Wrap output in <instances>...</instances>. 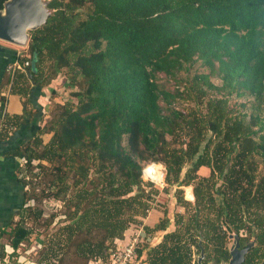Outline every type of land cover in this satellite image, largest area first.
I'll return each mask as SVG.
<instances>
[{"label": "trees", "instance_id": "trees-1", "mask_svg": "<svg viewBox=\"0 0 264 264\" xmlns=\"http://www.w3.org/2000/svg\"><path fill=\"white\" fill-rule=\"evenodd\" d=\"M48 7L53 13L29 32L27 57L0 45V102L9 84L11 93L25 97L21 115H2L0 108V124L4 118L8 127L0 132V144L11 147L2 155L13 160L0 178V237L9 226L13 251L28 238L29 229L12 219L28 209L25 173L33 170V161L40 167L42 161L63 159L77 176L75 184L89 180L90 185L69 200V222L61 228L65 243L85 233L75 244L84 264L106 258L136 229L131 224L145 204L140 193L130 194L143 184L141 162H153L164 165L170 183L193 184L194 211L186 221L176 214L175 230L146 252L145 264H192L199 236L206 253L202 264L227 262L222 224L235 219L257 231L242 264H260L264 0H50ZM46 62L51 64L47 76ZM197 62L207 73L195 74L190 87L168 90L156 83L158 74L175 78ZM14 63L23 71L8 70ZM62 68L79 87L77 103L56 104L40 124L37 98ZM21 82L30 84L24 93ZM179 100L194 101V108H178ZM42 134L51 135L47 144ZM177 137L185 140L176 145ZM186 164L190 167L181 178ZM201 167L207 177L198 176ZM180 193L177 203L189 205ZM167 221L155 230L164 231ZM141 254L137 248L136 260L143 259Z\"/></svg>", "mask_w": 264, "mask_h": 264}, {"label": "rangeland", "instance_id": "rangeland-1", "mask_svg": "<svg viewBox=\"0 0 264 264\" xmlns=\"http://www.w3.org/2000/svg\"><path fill=\"white\" fill-rule=\"evenodd\" d=\"M43 1L46 3L48 0ZM0 45L15 50L20 57L28 56L27 43L24 46H18L0 40ZM19 70L23 71V67L20 66ZM50 70L51 64L46 62L44 64V75H49ZM199 73H207V70L200 64V62H197L192 65L188 71L178 73L175 78L158 74L156 77V83L162 89L175 90L174 88H176V86H178L179 89H182L185 86L190 87L194 75ZM70 80L71 75L69 71L66 68H62L56 73V76L46 84V86L41 88V95L37 98V102L42 106L41 112L43 114V122L40 124H43L50 118V112L54 109L56 104L62 105L65 102H72L73 104L77 103L78 98L74 94L79 92V87L70 83ZM212 81L216 84L218 83V80L214 78ZM28 85H30L28 82H21L19 83L18 88L24 93V89L27 88ZM10 91V84L4 86L1 90L4 95V106H6V95ZM22 98L24 101L25 97L23 96ZM243 101L244 99L237 100L238 103ZM234 102L235 100H232L231 104L233 105ZM178 106L180 109L185 107L186 110H192L194 108V101L179 100ZM28 108H31V105H28ZM247 112H249V110ZM3 120L4 118L2 119V124H0L1 134L8 130V127ZM13 132L14 129L11 130V133ZM50 137V134H42V144H47ZM167 139L171 140V137L167 136ZM176 140L178 142L176 145H180L185 139L184 137H177ZM174 145L175 144L172 146ZM23 162V159L20 158V164L22 166ZM37 163L38 161H33L32 164L35 167H33V170L30 172L25 173L28 209L23 211L22 217L14 216L12 218L13 221L20 222L24 227L29 229V236L17 247L16 250L13 251L9 245L10 227H7L6 225L4 227L5 231L0 237V254L2 246L3 257L6 258L8 255V258H6L8 264H84V259L77 253L75 244L84 238L85 233H82V236L74 239L73 242H70V244L67 245V243H65V234L61 228L69 222L66 217L67 213L72 211L69 200L73 198L79 188L84 186L90 188L88 183L89 180L85 181L84 184H75L77 176L73 173V169H70V165H68L69 163H66L63 159H53L51 162L42 161L40 163L42 166L40 167H36ZM146 163L147 162H141V165L145 167ZM155 165L158 168L162 167L164 173L162 178L164 183L161 185L159 182L154 184L153 182L141 178L143 184L140 185V189L133 188V192L130 194L135 195L140 193L141 200L143 204H145V207L142 205V207L138 209L139 215L135 216V222L131 224L132 227L136 228L134 232L139 233L137 239L142 240V242L139 243L138 248L141 249V256L143 259H141V261L136 260V264H145L147 256L146 252L161 242L165 233L175 230L176 214H181L184 221H186L189 215L194 211V196L192 200H188L185 196V187H190L192 191L193 184L182 186L181 183H170L167 178L165 180L166 173L164 165L160 163H155ZM189 167V164L183 166L181 178ZM263 169V164L259 163L257 173L262 174ZM92 170L93 168L90 167L88 179L92 177ZM197 174L198 176L204 177L202 171L198 170ZM60 175L64 176L63 183L58 180ZM207 176L208 175H206V177ZM63 186H65V192L61 191ZM177 190H181L180 195H182V199L189 202V205L182 206L177 203ZM213 197L217 202L220 201V197L216 196L215 193H213ZM213 215V212L209 213V217H213ZM166 218L168 221L165 230H155V227L160 221ZM230 220H233V218ZM233 221L234 223L224 222L222 224V229L226 232V248L230 250L236 245L238 249H243L246 246L247 248H250L253 245L255 246L254 236L257 231L250 225L251 223H247L244 219H235ZM7 222L8 221H6V223ZM196 240L198 245L200 244V249L197 250L192 247L194 250L192 264H198V261H201V258L206 256V253L204 255L203 252L201 255V248H203L202 237L199 236ZM127 242L119 244V248L124 249L123 246ZM114 251L115 250L110 251L106 258H94L89 260L86 264H110L111 255ZM220 263L227 264V262ZM207 264L214 263L213 261H209Z\"/></svg>", "mask_w": 264, "mask_h": 264}, {"label": "water", "instance_id": "water-1", "mask_svg": "<svg viewBox=\"0 0 264 264\" xmlns=\"http://www.w3.org/2000/svg\"><path fill=\"white\" fill-rule=\"evenodd\" d=\"M49 1L46 3L43 0L4 1L0 9V40L24 46L28 41L29 32L41 27L53 13L54 10L48 7ZM250 248L246 246L238 249L237 245L233 246L229 250L230 258L227 264L243 263L244 255ZM198 264H202L201 261H198ZM260 264H264V258Z\"/></svg>", "mask_w": 264, "mask_h": 264}, {"label": "built area", "instance_id": "built-area-1", "mask_svg": "<svg viewBox=\"0 0 264 264\" xmlns=\"http://www.w3.org/2000/svg\"><path fill=\"white\" fill-rule=\"evenodd\" d=\"M11 67H9V69L14 70L15 69L14 67L20 69V66L17 65ZM153 165H155V163L150 162V163H146L145 167L143 166L141 178L146 181L153 182L154 184L159 182V184L161 185L164 183L162 178L164 176L163 170L161 174V179L159 181L152 179L150 175H145L146 169ZM138 235H139L138 232H133L129 236L128 242L123 246L124 249L118 248L114 251V253L111 255L110 264H136V250L138 248L139 243L142 242V240L137 239ZM6 258H8V255L6 256ZM6 258L5 257H3L2 259L0 258V264H8Z\"/></svg>", "mask_w": 264, "mask_h": 264}, {"label": "crops", "instance_id": "crops-1", "mask_svg": "<svg viewBox=\"0 0 264 264\" xmlns=\"http://www.w3.org/2000/svg\"><path fill=\"white\" fill-rule=\"evenodd\" d=\"M17 64V63H14ZM14 66V65H13ZM17 66H19L17 64ZM10 66H8V70H12L9 69ZM12 68V67H11ZM16 68V67H14ZM17 69V68H16ZM2 94V92H1ZM3 95V94H2ZM4 96V95H3ZM5 104L6 106H4V102H0V108L2 111V115H8V116H13V115H21L23 112V98L15 93H11V91L6 95V100H5ZM10 144H5V145H1L0 144V178H1V174L9 171V169L11 168V165L13 163V160L11 159L10 156H5L2 155V153L6 150L11 149V147H9ZM199 171H202L204 174L206 175L207 173V168L206 167H201L199 169ZM0 191H1V187H0Z\"/></svg>", "mask_w": 264, "mask_h": 264}, {"label": "bare ground", "instance_id": "bare-ground-1", "mask_svg": "<svg viewBox=\"0 0 264 264\" xmlns=\"http://www.w3.org/2000/svg\"><path fill=\"white\" fill-rule=\"evenodd\" d=\"M162 167H156V165L150 166L146 169L145 175H150L152 179L159 181L161 179ZM185 196L188 200L193 199V195L190 187H185Z\"/></svg>", "mask_w": 264, "mask_h": 264}, {"label": "flooded vegetation", "instance_id": "flooded-vegetation-1", "mask_svg": "<svg viewBox=\"0 0 264 264\" xmlns=\"http://www.w3.org/2000/svg\"><path fill=\"white\" fill-rule=\"evenodd\" d=\"M192 192V191H191ZM193 195V194H192ZM243 248V247H242Z\"/></svg>", "mask_w": 264, "mask_h": 264}]
</instances>
